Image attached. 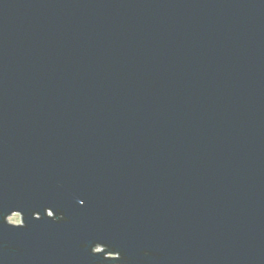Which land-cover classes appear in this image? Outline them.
<instances>
[{
  "label": "water",
  "instance_id": "1",
  "mask_svg": "<svg viewBox=\"0 0 264 264\" xmlns=\"http://www.w3.org/2000/svg\"><path fill=\"white\" fill-rule=\"evenodd\" d=\"M0 264H264V0H0Z\"/></svg>",
  "mask_w": 264,
  "mask_h": 264
},
{
  "label": "rangeland",
  "instance_id": "2",
  "mask_svg": "<svg viewBox=\"0 0 264 264\" xmlns=\"http://www.w3.org/2000/svg\"><path fill=\"white\" fill-rule=\"evenodd\" d=\"M9 220L11 222H14V223H19L21 220H20V215L19 214H14L12 216L9 217ZM100 249V248H98Z\"/></svg>",
  "mask_w": 264,
  "mask_h": 264
},
{
  "label": "flooded vegetation",
  "instance_id": "3",
  "mask_svg": "<svg viewBox=\"0 0 264 264\" xmlns=\"http://www.w3.org/2000/svg\"><path fill=\"white\" fill-rule=\"evenodd\" d=\"M14 214H19V213H14ZM14 214H12V215H14ZM12 215H10V216H12ZM19 215H20V214H19ZM10 216H9V217H10ZM9 217H8V220H9ZM20 220H21V221H20L19 223H21V222H22L21 215H20ZM9 221H10V220H9ZM10 222H11V221H10ZM11 223H14V222H11ZM19 223H14V224H19ZM110 257H112V256H110Z\"/></svg>",
  "mask_w": 264,
  "mask_h": 264
}]
</instances>
